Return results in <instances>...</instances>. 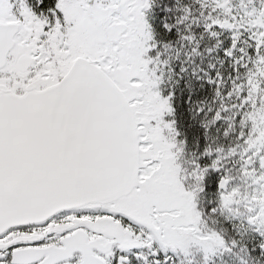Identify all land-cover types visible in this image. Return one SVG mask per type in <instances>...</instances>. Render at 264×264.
I'll return each instance as SVG.
<instances>
[{"label": "snow or ice", "instance_id": "6c2138e0", "mask_svg": "<svg viewBox=\"0 0 264 264\" xmlns=\"http://www.w3.org/2000/svg\"><path fill=\"white\" fill-rule=\"evenodd\" d=\"M0 264H264V0H0Z\"/></svg>", "mask_w": 264, "mask_h": 264}]
</instances>
